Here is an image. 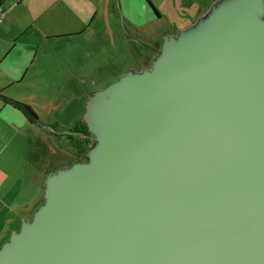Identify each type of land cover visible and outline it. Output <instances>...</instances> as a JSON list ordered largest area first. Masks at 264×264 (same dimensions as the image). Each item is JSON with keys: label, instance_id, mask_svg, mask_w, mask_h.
Masks as SVG:
<instances>
[{"label": "water", "instance_id": "95a60500", "mask_svg": "<svg viewBox=\"0 0 264 264\" xmlns=\"http://www.w3.org/2000/svg\"><path fill=\"white\" fill-rule=\"evenodd\" d=\"M80 122L0 264H264V0H214Z\"/></svg>", "mask_w": 264, "mask_h": 264}, {"label": "crops", "instance_id": "0c3cea01", "mask_svg": "<svg viewBox=\"0 0 264 264\" xmlns=\"http://www.w3.org/2000/svg\"><path fill=\"white\" fill-rule=\"evenodd\" d=\"M135 3L137 10L149 6L155 16V0ZM0 6V92L30 104L38 116V121L32 123L0 98V216L3 211H14L13 218L18 214L23 220L31 216L43 198L42 186L50 170L43 172L31 163L40 165L43 161L49 137L58 140L64 136L70 143L66 148L72 146L73 155L67 164L80 155L76 144L82 135L71 130L76 121L80 122V112L68 120L65 129L59 126L60 118L49 111L62 105L60 96L65 89L75 96L71 89L79 84L82 49L86 53L98 47L105 49L115 35L111 16L116 9L120 13L119 37L124 34L125 38H133L138 24L121 15L122 0H0ZM84 38L87 43L82 47L80 41ZM32 94L37 104L28 100ZM5 225L0 221L1 232ZM17 227L14 222L7 232Z\"/></svg>", "mask_w": 264, "mask_h": 264}, {"label": "rangeland", "instance_id": "374dc122", "mask_svg": "<svg viewBox=\"0 0 264 264\" xmlns=\"http://www.w3.org/2000/svg\"><path fill=\"white\" fill-rule=\"evenodd\" d=\"M213 1L214 0H155L156 5H153V7L156 8L157 14L153 17V10L149 9V6L143 7V10H137L135 0H122L121 15H126L125 18L129 19V22L133 23L135 21L138 24V30L135 29V32L130 29L135 35V38L128 39L125 38L124 34H121L120 37L117 35L120 13L119 9H116V13L111 16L113 20V34L115 35L109 42L107 41L105 49L98 47L97 49L88 50V53L82 49L79 84H75V89H71V92H74L75 96H73L72 93L68 95V91L65 89V92L60 96L63 99L62 105L51 108L49 113L58 116L61 120V125L59 126L66 129L68 126L67 122L71 117L79 112L80 117L82 116L87 94L104 88L110 82L116 80L120 75L125 73L127 69L134 66L138 68V51L142 50L143 53L147 45L151 46L153 42L159 41V36L161 39L165 35L163 33L173 31L174 24H191L196 19L199 10H202L203 13ZM134 11H137L136 15ZM130 14H133V17H131ZM193 18L194 20L189 23ZM85 40L84 38L80 41L82 47L87 43ZM88 43H90V41H88ZM106 45L108 46L107 48ZM35 92L36 91H33V93ZM79 94L81 99L80 97L77 98ZM28 100H32V102L37 104L35 95L33 96V94L28 97ZM38 108H41V105H38ZM58 138L59 139L56 140L51 136L49 137L48 145L43 149L44 157L40 165L38 162L36 163L33 161L31 163L30 161L34 168L40 166L43 172H48L55 167H62L71 163L67 164L68 160L73 155L71 154L73 152L72 146H67L66 148L68 144L67 139L64 136ZM74 153L76 154L77 152L74 151ZM29 170L30 167H28L27 172ZM2 214L3 217L0 216V221H5L6 225L2 232L1 229L3 226L0 227V240L3 239L0 245L13 231L7 232V230H11L9 228L12 224L15 222L19 227L21 223L18 214L13 218L14 211H3Z\"/></svg>", "mask_w": 264, "mask_h": 264}, {"label": "trees", "instance_id": "16d2710c", "mask_svg": "<svg viewBox=\"0 0 264 264\" xmlns=\"http://www.w3.org/2000/svg\"><path fill=\"white\" fill-rule=\"evenodd\" d=\"M0 98L3 100L4 103H6V104L16 108L17 110H19L26 117V119H28L30 122L35 123L38 121V116L30 104L16 100V99H13V98H10V97H7V96L1 94V92H0ZM72 127L73 128L71 130H75V131L81 133V135H82L81 136L82 139L79 140L78 144H76V146L80 147L79 148L80 149V155L75 160H84V159H86V157L84 155V150L87 147V145L89 144L92 136L88 133L86 125L81 123V122L75 124ZM42 200H43V198H42Z\"/></svg>", "mask_w": 264, "mask_h": 264}, {"label": "flooded vegetation", "instance_id": "af4514ba", "mask_svg": "<svg viewBox=\"0 0 264 264\" xmlns=\"http://www.w3.org/2000/svg\"><path fill=\"white\" fill-rule=\"evenodd\" d=\"M154 13L157 14V12H154ZM200 14H202V10L201 11L199 10V12L197 13V16ZM193 20H194V18L191 19L189 23H191ZM174 25L175 26H174L173 31L165 32L163 34H165V35L176 34L180 29L188 26V24H186V23H178V24H174ZM166 33H170V34H166ZM163 34H161V35H163ZM133 38H135V37L133 36ZM161 39L159 36V41L153 42L151 46L147 45V48L143 53H142V50L138 51L137 52V54L139 56L138 60H137V62L139 63L138 68H137V66H134L131 68H133L135 70H140L142 67H148L150 65L152 55L158 50V48L160 46Z\"/></svg>", "mask_w": 264, "mask_h": 264}, {"label": "built area", "instance_id": "2783aa9c", "mask_svg": "<svg viewBox=\"0 0 264 264\" xmlns=\"http://www.w3.org/2000/svg\"><path fill=\"white\" fill-rule=\"evenodd\" d=\"M2 12H3V9H2V7L0 6V17H1V15H2Z\"/></svg>", "mask_w": 264, "mask_h": 264}]
</instances>
